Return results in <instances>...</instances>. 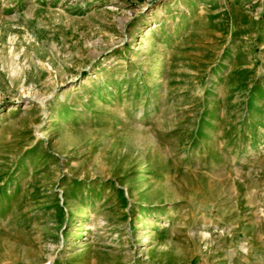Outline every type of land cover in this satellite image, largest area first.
<instances>
[{
  "label": "rangeland",
  "instance_id": "1",
  "mask_svg": "<svg viewBox=\"0 0 264 264\" xmlns=\"http://www.w3.org/2000/svg\"><path fill=\"white\" fill-rule=\"evenodd\" d=\"M0 264H264V0H0Z\"/></svg>",
  "mask_w": 264,
  "mask_h": 264
},
{
  "label": "bare ground",
  "instance_id": "2",
  "mask_svg": "<svg viewBox=\"0 0 264 264\" xmlns=\"http://www.w3.org/2000/svg\"><path fill=\"white\" fill-rule=\"evenodd\" d=\"M167 225H168L167 223H164V224H163V226H167ZM83 244H84V243H82V242H78V246H77V247H81V246H83Z\"/></svg>",
  "mask_w": 264,
  "mask_h": 264
}]
</instances>
